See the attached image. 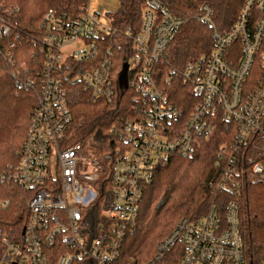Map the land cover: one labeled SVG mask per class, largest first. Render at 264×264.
Segmentation results:
<instances>
[{
    "label": "built area",
    "instance_id": "2783aa9c",
    "mask_svg": "<svg viewBox=\"0 0 264 264\" xmlns=\"http://www.w3.org/2000/svg\"><path fill=\"white\" fill-rule=\"evenodd\" d=\"M113 12L99 0H88L75 18L49 10L41 24L43 36L31 40L36 46L34 69L22 84L36 103L9 175L25 193L28 218L16 242L0 231V264H115L158 163L172 156L192 157L200 140L210 139L222 121L232 142L217 153L224 161L215 184L218 193L239 187L234 179L240 174L238 152L255 136L264 139V0H243L226 32L213 27L205 9L199 19L212 27L213 46L207 55L174 70L176 81L173 76L160 78L157 66L181 20L161 3L147 0L139 33L127 31L130 51L125 54L127 88L122 93V70L113 72L111 49L105 44L113 34L108 17ZM9 33L0 20V61L17 80ZM20 70L28 67L21 64ZM174 81L180 85L176 98L167 89ZM75 83L93 102L111 103L117 90L121 95L129 90L136 98V118L121 120L117 132L122 146L111 169V202L98 216L87 214L96 200L94 184L102 170L98 159L81 144L66 142L71 123L68 86ZM263 173L264 165L252 166V175ZM147 264H249L236 204L227 202L221 210L211 202L198 219H181Z\"/></svg>",
    "mask_w": 264,
    "mask_h": 264
},
{
    "label": "trees",
    "instance_id": "16d2710c",
    "mask_svg": "<svg viewBox=\"0 0 264 264\" xmlns=\"http://www.w3.org/2000/svg\"><path fill=\"white\" fill-rule=\"evenodd\" d=\"M147 0H118L116 10L108 14L112 35L105 44L111 49L112 70L120 72L130 51L127 31L137 34L141 25V9ZM164 5L181 27L170 41L166 58L159 63L160 78L178 77L188 62L207 55L212 46V27L199 19L205 9L213 27L226 32L235 22L243 0H155ZM88 0H0V20L9 26L7 41L15 44L17 80L0 61V231L16 242L21 239L28 212L25 193L10 179L19 160V151L35 108L33 92L22 81L33 72L36 46L43 36L41 24L49 10L77 17ZM26 64L28 71L20 70ZM15 67V69H14ZM162 76V77H161ZM167 88L173 97L180 95L178 82ZM68 106L71 123L66 132L67 144L79 143L98 159L101 173L94 187L96 200L87 211L98 216L111 202V169L117 148L122 146L117 132L121 120L136 118L133 92L117 90L111 103L93 102L77 83L68 86ZM183 103L181 102V105ZM186 110L185 114H187ZM115 129L114 133L111 131ZM232 132L218 122L208 140H200L190 158L172 156L156 165L154 179L146 185L138 205L134 226L121 241L119 259L115 264H147L154 256L157 244L165 239L183 218L196 220L206 212L211 202L222 210L227 202L237 206L238 230L244 256L249 264L264 258V173L252 175V166L264 165V139L255 136L237 154L240 174L234 176L239 185L215 193L224 167L217 159L219 147H228ZM104 202L100 204L101 201ZM4 248L0 246V257ZM132 260V261H130Z\"/></svg>",
    "mask_w": 264,
    "mask_h": 264
},
{
    "label": "water",
    "instance_id": "95a60500",
    "mask_svg": "<svg viewBox=\"0 0 264 264\" xmlns=\"http://www.w3.org/2000/svg\"><path fill=\"white\" fill-rule=\"evenodd\" d=\"M118 86H119V90L121 91V93L127 88L126 86V66L125 65L123 66L122 71L119 73ZM12 264H17V263H12Z\"/></svg>",
    "mask_w": 264,
    "mask_h": 264
},
{
    "label": "rangeland",
    "instance_id": "374dc122",
    "mask_svg": "<svg viewBox=\"0 0 264 264\" xmlns=\"http://www.w3.org/2000/svg\"><path fill=\"white\" fill-rule=\"evenodd\" d=\"M118 0H99V3L105 8L108 9L110 12L115 11L118 7Z\"/></svg>",
    "mask_w": 264,
    "mask_h": 264
}]
</instances>
